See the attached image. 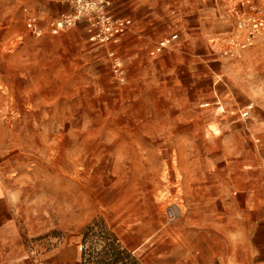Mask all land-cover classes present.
<instances>
[{
	"label": "rangeland",
	"instance_id": "obj_1",
	"mask_svg": "<svg viewBox=\"0 0 264 264\" xmlns=\"http://www.w3.org/2000/svg\"><path fill=\"white\" fill-rule=\"evenodd\" d=\"M110 1L129 23L122 82L83 20L47 33L74 12L67 1L0 0L3 193L44 251L77 243V264L103 246L82 244L88 226L116 239L127 264H252L251 216L264 210V40L220 55L239 0ZM31 14L40 36L26 28Z\"/></svg>",
	"mask_w": 264,
	"mask_h": 264
},
{
	"label": "built area",
	"instance_id": "obj_2",
	"mask_svg": "<svg viewBox=\"0 0 264 264\" xmlns=\"http://www.w3.org/2000/svg\"><path fill=\"white\" fill-rule=\"evenodd\" d=\"M73 13L64 15L59 19L51 20L48 24L47 33L56 35L66 28L74 25L77 21L85 22V30L89 39L96 45L102 46L107 51L111 60L112 72L115 78L122 82L124 71L122 59L117 50L123 38L129 31L128 20L117 17L111 12L110 0H65ZM232 17L235 20L226 41L221 44L219 53L228 59L239 58L244 51L257 40H264V7H260L254 0H239L232 9ZM36 20L35 15L26 19L27 30L35 35L43 34V29ZM178 35L176 33L158 41L150 50V55L155 56L168 49ZM253 107L248 105L244 108L242 116L249 117ZM35 244H41L40 241ZM34 244V245H35Z\"/></svg>",
	"mask_w": 264,
	"mask_h": 264
},
{
	"label": "crops",
	"instance_id": "obj_3",
	"mask_svg": "<svg viewBox=\"0 0 264 264\" xmlns=\"http://www.w3.org/2000/svg\"><path fill=\"white\" fill-rule=\"evenodd\" d=\"M1 187L2 185H0L2 212L0 213V264H77L79 262L81 249H78L77 243L66 244L64 241L49 251L43 250L42 242L36 245L28 226L23 228L18 215L15 214L19 209L18 204L13 203L11 197L3 193ZM251 217L253 220L250 225V239L251 249L254 250V254L251 255L252 264H264V210L254 212V216ZM36 252L38 255H35ZM42 258H45V261Z\"/></svg>",
	"mask_w": 264,
	"mask_h": 264
},
{
	"label": "trees",
	"instance_id": "obj_4",
	"mask_svg": "<svg viewBox=\"0 0 264 264\" xmlns=\"http://www.w3.org/2000/svg\"><path fill=\"white\" fill-rule=\"evenodd\" d=\"M95 238L96 242H102V249L97 251L96 248L90 250L88 255L92 258V264H127L125 258H130L128 254H125L123 250L120 249V246L116 239L112 236H108L105 231L102 229H97L93 226L86 227L82 244L85 245L87 241ZM87 254V249L82 251V257H85ZM100 257V258H99ZM103 257V259H101Z\"/></svg>",
	"mask_w": 264,
	"mask_h": 264
},
{
	"label": "bare ground",
	"instance_id": "obj_5",
	"mask_svg": "<svg viewBox=\"0 0 264 264\" xmlns=\"http://www.w3.org/2000/svg\"><path fill=\"white\" fill-rule=\"evenodd\" d=\"M207 105V104H206ZM205 106V105H204ZM220 109H222V108H220ZM213 131H215L216 133H217V129H213ZM77 137H78V134L76 135V139H77Z\"/></svg>",
	"mask_w": 264,
	"mask_h": 264
}]
</instances>
